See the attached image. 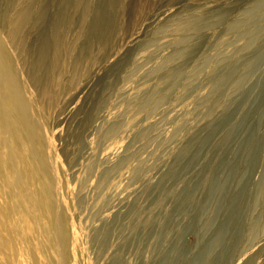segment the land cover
I'll return each instance as SVG.
<instances>
[{"label": "rangeland", "instance_id": "374dc122", "mask_svg": "<svg viewBox=\"0 0 264 264\" xmlns=\"http://www.w3.org/2000/svg\"><path fill=\"white\" fill-rule=\"evenodd\" d=\"M0 210L13 264H264V0H0Z\"/></svg>", "mask_w": 264, "mask_h": 264}, {"label": "bare ground", "instance_id": "6f19581e", "mask_svg": "<svg viewBox=\"0 0 264 264\" xmlns=\"http://www.w3.org/2000/svg\"><path fill=\"white\" fill-rule=\"evenodd\" d=\"M5 220V222H4ZM6 219L0 210V264H13L14 244L6 229Z\"/></svg>", "mask_w": 264, "mask_h": 264}]
</instances>
